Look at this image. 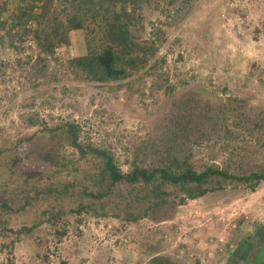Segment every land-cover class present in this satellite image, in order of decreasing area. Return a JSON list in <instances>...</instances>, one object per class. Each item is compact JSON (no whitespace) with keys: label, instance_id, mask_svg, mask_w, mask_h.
Returning <instances> with one entry per match:
<instances>
[{"label":"rangeland","instance_id":"1","mask_svg":"<svg viewBox=\"0 0 264 264\" xmlns=\"http://www.w3.org/2000/svg\"><path fill=\"white\" fill-rule=\"evenodd\" d=\"M171 1L150 0L137 13L133 34L155 38L157 53L124 82H86L70 70L69 60L88 51L90 30L101 41L90 19L70 33L69 46L58 50L40 78L18 65L26 54L0 46V205L9 203L8 211L0 208V245L7 246L0 264H159L157 258L163 264H225L231 247L255 233L264 236V182L255 191L230 184L182 205L172 196L176 204L156 209L120 186L107 199L91 200L107 217L78 212L90 201L84 193L99 188L88 176L91 158L57 135V126L79 125L80 141L115 153L126 172L138 149L154 158V145L167 133L174 136L170 119L186 102L197 108L211 101L217 108L243 99L254 122L264 110V0ZM0 2L7 3L2 20L10 25L21 0ZM251 122L244 127L231 120L232 140L192 133L185 143L191 162L199 169L229 166L239 175L264 171V130ZM64 157L68 167L58 163ZM48 210L65 213L57 228L68 230L63 240L49 223L17 233L44 220ZM128 210L143 219L127 221Z\"/></svg>","mask_w":264,"mask_h":264},{"label":"trees","instance_id":"2","mask_svg":"<svg viewBox=\"0 0 264 264\" xmlns=\"http://www.w3.org/2000/svg\"><path fill=\"white\" fill-rule=\"evenodd\" d=\"M149 1L21 0L10 25L2 20L7 10V3L0 2V46L10 48L21 55L26 54L24 59L22 57L17 60L18 65L21 68L29 66L28 72L32 76L36 73L40 78L47 73L50 61L57 58L58 50L69 46L70 33L84 29L90 19L92 24H97L99 27L102 45L95 42L91 36L97 31L90 30L87 41L88 51L82 56L69 60L70 70L86 82L102 85L124 82L146 67L157 53L155 38L148 41L136 37L131 30L137 22V13L141 11L143 4ZM177 2L187 6L191 5L193 0L171 1L172 4ZM119 4L121 10L118 12ZM128 4L132 5L131 11L127 8ZM233 100L232 105H221L217 107L218 109L211 101L197 108L187 102L184 103L170 119L174 128L173 132H175L173 137L176 144L170 145L173 137L168 136L170 134L167 133V137H162L160 143L154 145V158L145 159L142 155L143 150L138 149L134 157L128 159L127 164L130 168L126 172L112 151L93 144L82 143L79 125L68 122L57 126V135H61L70 146L76 148L82 158H91L92 173L90 175L88 173V176L99 188V190L84 193L90 197V201L82 202L78 212L91 210L97 217H107V214L100 212L104 207H97L96 203L91 200L107 199L115 194L120 186L129 187L130 197L137 203H146L148 208L154 209L176 204L171 199L172 196L179 198V204L182 205L187 200L199 199L208 192L224 190L230 184H233L235 188L242 184L251 191L257 190L264 182V171L239 175L232 173L229 166L222 168L215 164L199 169L191 162V152L188 151L190 147L185 145L186 140L192 137V133L208 139L222 136L229 140L234 139L235 135L230 130L231 125L229 124L231 120L244 127L247 126V122L252 121L251 123L255 124L254 129L264 130V110L259 111L257 117L260 118L254 122L250 119L253 108L245 109L243 99ZM29 120L32 123L35 122L33 118ZM0 154H2L1 151ZM60 162L67 167L71 164V161L65 157L58 161ZM0 208L8 211V201L4 200ZM43 214L46 216L44 220L32 227H23L17 233L30 234L38 226L49 223L55 228L58 240H63L68 230L66 227L62 230L57 228L61 221H65L62 218L65 213L61 210L56 212L48 210ZM126 214V220L129 222H138L144 217L141 213L129 210ZM2 234L0 231V237ZM6 247L5 244L0 245V252H3ZM43 259L50 263L48 255ZM156 262L163 264L162 259L159 258ZM62 264H67V262L63 261Z\"/></svg>","mask_w":264,"mask_h":264},{"label":"flooded vegetation","instance_id":"3","mask_svg":"<svg viewBox=\"0 0 264 264\" xmlns=\"http://www.w3.org/2000/svg\"><path fill=\"white\" fill-rule=\"evenodd\" d=\"M234 250H238L237 256H232ZM229 254L225 264H264V236L255 233L231 247Z\"/></svg>","mask_w":264,"mask_h":264},{"label":"water","instance_id":"4","mask_svg":"<svg viewBox=\"0 0 264 264\" xmlns=\"http://www.w3.org/2000/svg\"><path fill=\"white\" fill-rule=\"evenodd\" d=\"M238 250H234V251H232V256H237L238 255Z\"/></svg>","mask_w":264,"mask_h":264},{"label":"built area","instance_id":"5","mask_svg":"<svg viewBox=\"0 0 264 264\" xmlns=\"http://www.w3.org/2000/svg\"><path fill=\"white\" fill-rule=\"evenodd\" d=\"M262 195L264 196V191H263Z\"/></svg>","mask_w":264,"mask_h":264}]
</instances>
